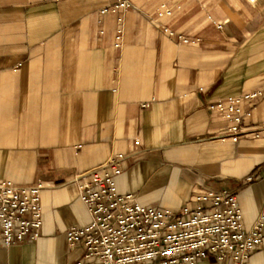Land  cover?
I'll list each match as a JSON object with an SVG mask.
<instances>
[{
    "label": "crops",
    "instance_id": "1",
    "mask_svg": "<svg viewBox=\"0 0 264 264\" xmlns=\"http://www.w3.org/2000/svg\"><path fill=\"white\" fill-rule=\"evenodd\" d=\"M130 1L0 0V178L48 185L38 239L0 247V264H72L65 231L90 222L74 175L115 153L117 191L141 205L214 189L235 193L245 228L264 217V137L221 139L209 109L264 86V0ZM161 2L171 36L153 20ZM245 105L264 120V93ZM243 264H264V236Z\"/></svg>",
    "mask_w": 264,
    "mask_h": 264
},
{
    "label": "built area",
    "instance_id": "2",
    "mask_svg": "<svg viewBox=\"0 0 264 264\" xmlns=\"http://www.w3.org/2000/svg\"><path fill=\"white\" fill-rule=\"evenodd\" d=\"M132 6L130 0H114L100 12ZM171 13L172 6L161 2L153 17L169 36L173 31L161 21ZM116 32L119 38L122 29ZM180 40L186 42L182 37ZM262 93L264 86L209 105L226 122L221 139L235 142L264 137V120L250 124L251 109L245 105ZM122 160L123 155L115 153L101 165L74 175L90 222L65 231L69 248L78 250L72 264H197L207 257L243 264L261 245L264 217L260 215L245 228L235 193L202 189L194 193L190 204L176 210L144 206L133 193L117 191L115 177L122 171ZM46 186L43 182L20 185L0 178V247L38 239L42 225L40 193Z\"/></svg>",
    "mask_w": 264,
    "mask_h": 264
}]
</instances>
